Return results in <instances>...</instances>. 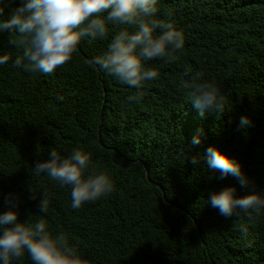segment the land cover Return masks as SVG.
Wrapping results in <instances>:
<instances>
[{"label":"trees","instance_id":"1","mask_svg":"<svg viewBox=\"0 0 264 264\" xmlns=\"http://www.w3.org/2000/svg\"><path fill=\"white\" fill-rule=\"evenodd\" d=\"M19 6L6 0L3 19ZM158 8L159 18L171 11L184 47L175 62H145L159 75L139 102L127 100L136 89L91 63L116 32L134 28L109 24L106 38L83 39L50 75L15 67L22 49L0 32V55L10 56L0 64V214L11 196L19 222L45 219L89 264H264V213L225 217L208 203L227 187L264 196V0H158ZM186 69L219 85L222 112L194 107ZM213 145L241 165L247 186L208 167ZM52 148L88 153V171L106 172L113 191L73 210L70 186L33 171ZM44 194L47 213L38 207ZM11 264L32 261L25 253Z\"/></svg>","mask_w":264,"mask_h":264},{"label":"clouds","instance_id":"2","mask_svg":"<svg viewBox=\"0 0 264 264\" xmlns=\"http://www.w3.org/2000/svg\"><path fill=\"white\" fill-rule=\"evenodd\" d=\"M5 7L6 0H0V32L14 37L9 39V44L22 49V54L14 60V66L29 73L52 74L73 59L83 39L91 42L106 38L109 24L134 28L135 31L125 28L116 32L107 51L91 61L98 70L136 89L135 94L127 97L129 102L142 100L144 82L159 75L145 62L157 58L166 63L175 62L184 47L183 33L176 27L171 11L166 12L164 18L157 16L158 0H20V6L9 18L3 19ZM9 59L7 54L0 55V64ZM184 75L188 80L183 86L194 107L201 113L224 110V98L215 81L204 79L201 72L193 74L190 69H186ZM57 99L63 100V97ZM249 126V117L242 116L239 127L247 129ZM200 142L199 135L191 141L192 145ZM205 158L208 167L218 171L221 179L231 175L241 187L247 186L248 179L241 165L219 148L209 146ZM192 163H197V159L193 158ZM89 166L90 155L78 148L67 156L52 148L50 158L37 162L33 171L36 175L46 174L61 186H70V206L78 210L113 191L111 177L103 171L89 172ZM235 192L234 187L224 188L213 193L208 203L225 217L233 214L240 217L243 213L252 219L264 213V196L253 192L237 197ZM12 199L9 196V208L0 214L2 264H11L25 253L32 264H89L78 249L69 244L67 234H53L48 230L45 219L19 222V213ZM38 207L41 213H47L49 201L46 194ZM240 231L247 235V226L241 225Z\"/></svg>","mask_w":264,"mask_h":264}]
</instances>
